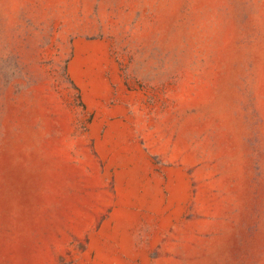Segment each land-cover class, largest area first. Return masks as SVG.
Here are the masks:
<instances>
[{
  "label": "rangeland",
  "instance_id": "1",
  "mask_svg": "<svg viewBox=\"0 0 264 264\" xmlns=\"http://www.w3.org/2000/svg\"><path fill=\"white\" fill-rule=\"evenodd\" d=\"M0 264H264V0H0Z\"/></svg>",
  "mask_w": 264,
  "mask_h": 264
}]
</instances>
